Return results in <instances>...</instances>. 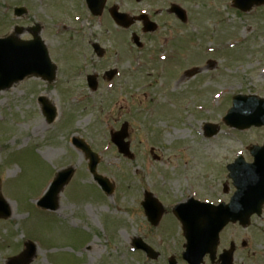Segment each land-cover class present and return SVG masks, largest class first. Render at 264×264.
Listing matches in <instances>:
<instances>
[{
  "label": "rangeland",
  "instance_id": "374dc122",
  "mask_svg": "<svg viewBox=\"0 0 264 264\" xmlns=\"http://www.w3.org/2000/svg\"><path fill=\"white\" fill-rule=\"evenodd\" d=\"M230 2L109 0L110 6L120 4L132 15L147 12L158 24L159 31L144 35L145 45L136 50L129 33L142 35L140 24L129 32H115L108 16L96 20L78 9L61 14L59 20L73 23L63 28L39 0H0V37L14 26L41 23L42 37L58 65L53 84L31 79L0 94V177L3 195L13 210L9 220L0 221V264L19 255L28 240L38 247L32 264H167L170 256L180 257L177 244L183 243L175 220L166 217L158 234L141 207L146 193L162 199L166 215L171 213V203L191 195L219 200L228 181L225 166L239 154L247 159V146L264 140V129L238 133L222 121L234 95L264 97V8L240 14L229 7ZM173 4L186 9L188 23L181 24L168 12ZM18 6L29 7L28 15L16 18L13 10ZM74 14H82V21L76 22ZM21 37L30 35L25 32ZM94 41L106 49L103 59L94 54ZM222 47L230 50L225 54ZM235 49L242 53L239 59ZM164 53L179 56L177 70H169L176 77L195 66L203 68L207 59L216 65L192 79L171 80L169 75L167 81L162 67L171 61L159 59ZM115 67L122 77L113 87L105 81L95 92L88 88L86 75L96 73L101 80L104 72ZM40 95L51 99L61 116L51 125L38 103ZM201 104L206 109H197ZM165 109L175 114L165 117ZM124 122L130 125L133 159L120 155L111 142V133ZM206 122L220 125L222 132L206 138ZM74 137L83 138L99 154L98 172L114 185L112 195L100 193L88 161L72 144ZM17 154L21 163L8 162ZM70 166L76 174L61 195L60 209L53 213L37 209L35 201L55 173ZM136 238L156 246L163 243L157 246L159 259L149 261L133 250ZM238 261L252 264L243 258Z\"/></svg>",
  "mask_w": 264,
  "mask_h": 264
},
{
  "label": "water",
  "instance_id": "95a60500",
  "mask_svg": "<svg viewBox=\"0 0 264 264\" xmlns=\"http://www.w3.org/2000/svg\"><path fill=\"white\" fill-rule=\"evenodd\" d=\"M94 13L100 14L105 0H87ZM236 6L242 10L250 9L254 4H264V0H235ZM174 11H181L175 7ZM119 24L130 26V22H124L127 16L113 13ZM13 43L0 40V91L10 88L14 83L28 76H39L49 81L54 79L55 67L51 64L46 48L40 38L35 36L32 42L22 43L11 39ZM92 84V82H91ZM44 111L49 120L54 118L55 111L44 101ZM226 121L235 127L248 128L253 126H264V100L255 97H236L234 108L229 112ZM214 131L211 133L213 135ZM116 139L121 151L128 150V144H123L122 139L126 137V126ZM116 138V137H115ZM91 159L90 171L96 181L108 193L113 192L109 181L96 173V156L87 150ZM256 162L245 165L242 160L229 167L230 177L235 181L237 192L229 206L213 209L206 205L192 208V202L177 209L176 215L183 222L184 230L188 238V251L184 257L188 262L196 264L201 262L207 248L214 249L218 243V234L229 221L246 220L252 213L259 211L264 204V147L252 148ZM73 174L72 170L64 171L54 180L47 194L39 201L38 206L45 210L56 211L59 207V195L64 186L69 182ZM242 208L243 211L237 209ZM157 214V212H156ZM11 210L4 198L0 195V218H9ZM27 250L10 264H28L33 258L36 248L28 244ZM204 247V248H203ZM206 248V249H205Z\"/></svg>",
  "mask_w": 264,
  "mask_h": 264
},
{
  "label": "flooded vegetation",
  "instance_id": "af4514ba",
  "mask_svg": "<svg viewBox=\"0 0 264 264\" xmlns=\"http://www.w3.org/2000/svg\"><path fill=\"white\" fill-rule=\"evenodd\" d=\"M232 249L233 264H238L241 258L253 264H264V210L261 216L252 217L248 227L236 223L223 231L218 247L219 256Z\"/></svg>",
  "mask_w": 264,
  "mask_h": 264
}]
</instances>
